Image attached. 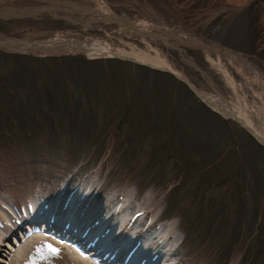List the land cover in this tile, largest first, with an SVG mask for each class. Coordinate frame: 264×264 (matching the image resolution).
<instances>
[{
	"label": "rangeland",
	"instance_id": "rangeland-1",
	"mask_svg": "<svg viewBox=\"0 0 264 264\" xmlns=\"http://www.w3.org/2000/svg\"><path fill=\"white\" fill-rule=\"evenodd\" d=\"M0 39L12 47L0 45V193L22 202L98 173L105 189L135 197L133 213L156 195L198 264H264V148L197 94L218 93L250 118L263 110L264 0H0ZM53 39L157 57L173 73L42 53ZM8 202L0 264H82L51 239L12 246Z\"/></svg>",
	"mask_w": 264,
	"mask_h": 264
},
{
	"label": "bare ground",
	"instance_id": "bare-ground-1",
	"mask_svg": "<svg viewBox=\"0 0 264 264\" xmlns=\"http://www.w3.org/2000/svg\"><path fill=\"white\" fill-rule=\"evenodd\" d=\"M232 1L238 7H241L252 0ZM9 42L10 40L0 39V45L7 49L12 48L7 44ZM24 43L17 40H13L12 42L14 49H18L17 47ZM34 48L39 47L36 46ZM54 50L62 53L83 52L91 57H119L173 73L172 69L160 58L151 57L146 54H129L92 40L72 41L53 39L44 46V49H40L42 53H49ZM198 95L205 106L220 114L223 118L232 119L237 122L241 128L247 131L264 148V105L261 112L259 109L257 113L255 112L254 117L250 118L248 114L235 110L218 93L199 92ZM78 172L63 180L62 184L52 186L51 189L42 190V192L38 190L33 191L34 194L22 202L19 196L10 190L8 195L0 193V198L3 202L9 201L12 203L10 205L14 206L15 214L12 216L14 218L17 217L15 223H17L18 229H20L19 225H22L24 228L28 222L27 220H31L37 226L32 228L30 225H27V229L25 230L33 232L25 238H23L24 234L20 233L22 229L21 231L15 230L16 239L12 241V246L21 248V244L27 245L32 240L45 241L46 239H51L59 246L71 251L77 261H81L82 264L203 263L199 259L201 255L196 257V259L190 257L191 246L189 247V235L179 220L175 221L170 219L169 216H165V210L162 208L161 201L157 199L156 195L148 194L142 197L140 201L145 206L134 213H130L134 207L132 205L133 199L131 200V198H135L134 196L129 198L121 190L119 192L117 190L105 189V184L98 173L86 175L87 177L85 176L81 181L74 183L75 175ZM123 197L126 203L122 202L120 206L122 208L116 209ZM32 199L37 201V207L34 206ZM9 211L11 210L9 209ZM136 213H139L140 216L136 218V222L132 223L131 220L136 217ZM11 220L12 217L0 214V225L2 228L5 227V229L0 230V237H6L2 231L6 230ZM41 220H43V224H41ZM118 221L122 224L117 227ZM161 221H163L162 225L157 226ZM44 227L50 228V230L57 232L60 236H65L66 239L74 242L59 241L56 239L58 238L57 236L54 239L48 234L41 232V229L45 230L43 229ZM35 228L41 229L37 232L34 231ZM86 236L91 239L86 238ZM206 239L207 236L203 242H206ZM219 240V237L216 240H208L206 248L200 249L205 252L211 249ZM5 245L8 250L15 251L11 245ZM130 253H132V256H136L134 261L130 259L131 257L125 259ZM94 256L99 259L95 260ZM230 256L229 254L228 257ZM120 257L122 260H120ZM205 261L208 263L210 260L207 259ZM0 262L5 263L3 257H0ZM236 262L235 260L233 264H237ZM210 264L212 263L210 262Z\"/></svg>",
	"mask_w": 264,
	"mask_h": 264
},
{
	"label": "water",
	"instance_id": "water-1",
	"mask_svg": "<svg viewBox=\"0 0 264 264\" xmlns=\"http://www.w3.org/2000/svg\"><path fill=\"white\" fill-rule=\"evenodd\" d=\"M22 43V42H21ZM97 226V225H96ZM86 238H89L88 236H86ZM89 239H91V238H89ZM78 245V244H77ZM75 246H76V244H75ZM79 246V245H78ZM88 252V251H87ZM89 253V252H88ZM94 258H96V259H98V257H95L94 256Z\"/></svg>",
	"mask_w": 264,
	"mask_h": 264
}]
</instances>
